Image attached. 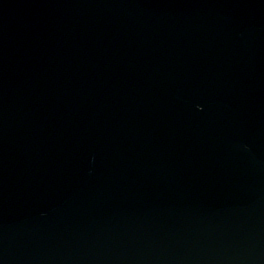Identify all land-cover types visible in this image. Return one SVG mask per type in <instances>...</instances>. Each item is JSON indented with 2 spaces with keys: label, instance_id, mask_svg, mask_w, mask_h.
<instances>
[{
  "label": "water",
  "instance_id": "1",
  "mask_svg": "<svg viewBox=\"0 0 264 264\" xmlns=\"http://www.w3.org/2000/svg\"><path fill=\"white\" fill-rule=\"evenodd\" d=\"M0 264H264V0H0Z\"/></svg>",
  "mask_w": 264,
  "mask_h": 264
}]
</instances>
